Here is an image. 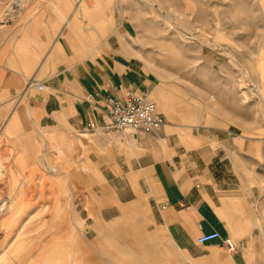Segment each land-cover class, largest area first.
<instances>
[{
  "label": "rangeland",
  "instance_id": "1",
  "mask_svg": "<svg viewBox=\"0 0 264 264\" xmlns=\"http://www.w3.org/2000/svg\"><path fill=\"white\" fill-rule=\"evenodd\" d=\"M9 1L0 0V29L17 30L28 20L30 2L19 19L1 23ZM114 4L138 13L137 42L156 77L152 98L166 118L154 136L177 140L178 127L194 135L230 128L235 136L249 137L259 157L264 0ZM10 86L0 81V264H147L121 238V223L129 219L105 209L113 203L108 195L126 181L124 173L108 177L111 168L122 174L118 146L133 156L126 145L134 135L40 126L23 90Z\"/></svg>",
  "mask_w": 264,
  "mask_h": 264
},
{
  "label": "crops",
  "instance_id": "2",
  "mask_svg": "<svg viewBox=\"0 0 264 264\" xmlns=\"http://www.w3.org/2000/svg\"><path fill=\"white\" fill-rule=\"evenodd\" d=\"M114 1L31 0L24 25L0 29V81L23 90L40 126L88 130L104 123L107 97L156 88L137 42L138 13ZM177 129V140L134 137L133 156L118 146L122 174L111 168L108 177L126 181L105 209L129 219L122 240L147 264H264V140L258 157L230 128ZM213 230L246 248L198 243Z\"/></svg>",
  "mask_w": 264,
  "mask_h": 264
},
{
  "label": "built area",
  "instance_id": "3",
  "mask_svg": "<svg viewBox=\"0 0 264 264\" xmlns=\"http://www.w3.org/2000/svg\"><path fill=\"white\" fill-rule=\"evenodd\" d=\"M29 1L10 0L4 9L1 23H10L19 19ZM37 85L40 90L44 88L43 84ZM88 98L91 99L92 96L88 95ZM105 117L102 125L89 122L87 129L90 131L101 130L106 133L128 131L137 137L143 134L157 133L166 125V118L153 100L152 90L149 88L143 90L127 88L122 99L113 96L107 97ZM214 240L219 241L221 247L230 253H237L246 248L244 242H238L230 236H223L218 230L203 233L197 239L201 244Z\"/></svg>",
  "mask_w": 264,
  "mask_h": 264
},
{
  "label": "bare ground",
  "instance_id": "4",
  "mask_svg": "<svg viewBox=\"0 0 264 264\" xmlns=\"http://www.w3.org/2000/svg\"><path fill=\"white\" fill-rule=\"evenodd\" d=\"M31 1V0H30ZM29 1V2H30ZM23 13V12H22ZM32 82V84H30ZM30 83H29V86H33L34 84L33 83H35L34 81H31ZM152 90V89H151ZM212 97H214V96H212ZM159 101V100H158ZM160 102V104L162 105V109H163V111L167 114V115H170V114H168V112H167V110H166V107H165V105L163 104V100H160L159 101ZM165 104H166V102H165ZM215 105V104H214Z\"/></svg>",
  "mask_w": 264,
  "mask_h": 264
}]
</instances>
